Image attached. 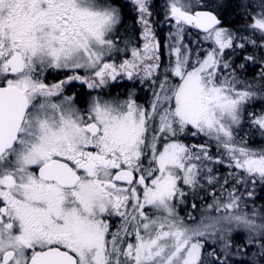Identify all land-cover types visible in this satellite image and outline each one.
I'll use <instances>...</instances> for the list:
<instances>
[{"label":"snow or ice","instance_id":"6c2138e0","mask_svg":"<svg viewBox=\"0 0 264 264\" xmlns=\"http://www.w3.org/2000/svg\"><path fill=\"white\" fill-rule=\"evenodd\" d=\"M132 3L143 48L117 64L108 62L122 24L117 0H0V264H264V209L242 210L245 195L264 188V148L237 140L257 92L238 88L223 58L246 44L264 50V0L247 25L259 45L222 25L212 9L226 7L223 0H168L177 44L167 65L150 0ZM186 26L216 47L193 54L182 43ZM46 69L73 74L47 84ZM118 76L157 85L148 108L134 93L123 101L93 97L86 110L64 95L73 81L99 89ZM251 123L264 133V113ZM181 136L207 140L185 144ZM225 163L234 171L221 183L209 165ZM201 179L220 184L222 195L211 194L198 220L182 218L184 186L196 192Z\"/></svg>","mask_w":264,"mask_h":264},{"label":"trees","instance_id":"16d2710c","mask_svg":"<svg viewBox=\"0 0 264 264\" xmlns=\"http://www.w3.org/2000/svg\"><path fill=\"white\" fill-rule=\"evenodd\" d=\"M208 4H216L219 3L220 0H207ZM159 5L160 1L156 0L155 3ZM226 7L212 10L218 12V14L224 19V26H231L235 32L237 37H244V33L241 32V27L243 25L242 22H246V19L249 18L250 14H255L260 12L259 5L262 3L259 0H223ZM252 39L257 40V45L261 43L258 37L252 35ZM242 42L237 39L236 43ZM192 50L195 49L193 42L191 43ZM230 52V62L235 68V75L237 76L240 83L238 84L239 88H245L251 85L252 90L257 92L256 98L250 100V104H248V109L245 111V120L242 128L237 131V140H240L241 137L247 142L248 146L254 149L259 148L262 144L264 145V133H262L259 129H256L254 126H251L250 120L251 115L253 113L259 115L264 113V79L261 78V67L264 65V50H261L260 47H254L250 44H246L244 49L235 48L229 50ZM254 56L255 61H246L243 57L246 56ZM232 58V59H231ZM243 64L244 67L241 68L240 65ZM250 109V110H249ZM248 111V112H247ZM181 141L186 142L188 144H194L196 140H188L187 137L181 136ZM200 143L206 142V137L198 138ZM215 149V147H214ZM212 150L211 152L215 154L216 150ZM232 171V170H231ZM227 165H221V168L216 169V175L220 178L221 183L223 182V178L228 176V173L231 172ZM233 183V181H229ZM203 187L198 189L196 192L188 189L186 191L187 196L185 198V202L182 203V214L185 217L191 216L198 219L201 214V208L203 206H207L211 203L212 200V192H216L217 194H221L220 184H216L215 186L208 184L207 182L202 184ZM227 187V186H225ZM242 192H245L244 187L238 186ZM251 188V185L248 186ZM224 195V193H223ZM246 198V196H245ZM252 205L260 211L264 209V188L260 185H257L255 188V196L251 199ZM248 202V201H247ZM195 203L197 207L194 209L191 205ZM252 206V207H253ZM249 208V205H248ZM251 209V208H250ZM243 237V233H234V241L235 243H241Z\"/></svg>","mask_w":264,"mask_h":264},{"label":"flooded vegetation","instance_id":"af4514ba","mask_svg":"<svg viewBox=\"0 0 264 264\" xmlns=\"http://www.w3.org/2000/svg\"><path fill=\"white\" fill-rule=\"evenodd\" d=\"M117 3L124 6L121 9L122 24L119 26L118 32L114 34V39L118 50H114L112 52L111 59L108 62H115L119 64L124 60H132L133 57L131 50L133 48L142 49L144 40L142 25L139 22V13L135 5L132 3V0H117ZM150 21L151 27L156 34L157 39L163 44L164 56L162 57V60L164 64L167 65L169 60V57H167V42L169 41L167 35V24L166 22H154L152 16ZM195 31L200 36L205 35L200 33L198 29ZM126 45L127 48L125 47ZM107 59L108 58H106V60ZM76 71L77 74L81 76L90 74L86 73L83 69ZM72 74V71L64 69H46L44 70L41 79H43L47 84H54L60 80L66 79L67 76ZM171 82L178 83L179 81L177 78H171ZM158 90L159 89L157 88V85L151 83L148 80H144L142 82L139 78H133L132 80H129L125 76H118L116 81H111L108 85L99 89H90L86 84H83L80 81H73L71 84L65 87L64 95L72 96L74 98L73 102L75 106L81 110H86L93 97L102 96L104 99L115 98L123 101L128 99L129 93H134V99L136 100V103L148 108L151 101L153 100V92Z\"/></svg>","mask_w":264,"mask_h":264},{"label":"rangeland","instance_id":"374dc122","mask_svg":"<svg viewBox=\"0 0 264 264\" xmlns=\"http://www.w3.org/2000/svg\"><path fill=\"white\" fill-rule=\"evenodd\" d=\"M155 1L156 0H151V12H152V19H153V21L154 22H166V24H167V29H168V33H167V35H168V38H169V41L167 42V57H169V54L171 53V59L172 60H174L175 59V53L174 52H172V50H171V45H175V44H177V40H175V39H173V36L176 34V26H175V22L174 21H172V20H166V12H167V4H168V0H159L160 1V3H159V5H157L156 3H155ZM259 1H261L262 2V0H259ZM201 2H203V3H205V4H208V1L207 0H201ZM259 9H260V11L262 10V3L259 5ZM243 23V25H242V27H241V32L242 33H244L245 35H244V37H251V39L252 38H254V37H252V35L253 36H255V37H258L259 36V34L258 33H256V34H253L252 32H251V30L250 29H248L247 28V25L250 23V19L248 18V19H246V22H242ZM224 27H226V28H229L230 30H232L235 34H236V32L233 30V29H231L232 27L231 26H224ZM196 29L195 28H193V27H191V26H186L185 27V31H184V33L182 34V37H181V39H182V43H183V45H186L189 49H191L192 50V48H191V43L193 42V44H194V47H195V49H193V54H195L196 52H199L200 53V55H201V57L203 58V56H204V53H205V51H209V50H211L213 47H216V45H214L211 41H205L204 39H203V37H204V35H198L197 33H196V31H195ZM229 50H231V49H225L224 50V54H223V58L225 59V60H227L228 62H230L229 60H230V52H229ZM232 59V58H231ZM231 63V62H230ZM263 67H261V71L262 72H264V65H262ZM225 74H227V73H225ZM237 87H238V85H237ZM239 88V87H238ZM240 89H244V88H240ZM248 104H250V101L245 105V108H244V113H243V116H242V122H241V124H240V126L238 127V129H237V131H239L241 128H242V126H243V124H244V120H245V111H246V109H248ZM250 110V109H249ZM248 112V111H247ZM250 124H251V126H254V125H252V123H251V120H250ZM255 127V126H254ZM256 128V127H255ZM257 129V128H256ZM203 136H197V137H195V138H193V137H191V136H187V139L188 140H190L191 141V139L193 140H196V142H194V144H201L200 143V141H198L199 139L198 138H202ZM206 140H207V138H206ZM183 142V141H182ZM183 143H185V144H188V143H186V142H183ZM209 144H210V149H211V151L214 149V147H215V143L214 142H209ZM260 148H264V145L262 144L259 148H257V149H254V150H259ZM214 150H216V147H215V149ZM215 155H220L219 153H217L216 151H215ZM225 165H227L226 163H225ZM210 167H212L213 168V171L216 173V169L217 168H221V164H213V165H209ZM229 170L231 171H234L233 169H230L229 168ZM217 176V175H216ZM200 183H201V185L202 184H204V183H206V179H201L200 180ZM189 188L187 187V186H184V191L186 192L187 190H188ZM244 190H245V188H244ZM214 192V191H213ZM212 192V193H213ZM240 192L241 193H244V192H242V190H240ZM224 195L226 196V193H224ZM217 196L219 197V196H221V194H217ZM246 196V195H245ZM251 199H253V198H248L247 196H246V198L244 197V202L246 203V205H247V207L246 208H243L242 207V210L243 211H251L253 208H255L252 204V201H251ZM248 201V202H247ZM213 203V199L211 200V203L210 204H212ZM209 204V205H210ZM248 205H249V208H248ZM208 206V205H207ZM207 206H203L202 208H201V211H200V214L201 213H207L208 212V208H207ZM253 206V207H252ZM181 208H183L182 207V204H178V212H179V214H180V216L182 217V218H186L183 214H182V210H180ZM251 208V209H250ZM256 209V208H255ZM257 210V209H256ZM200 218V217H199ZM198 218V219H199ZM197 219V220H198Z\"/></svg>","mask_w":264,"mask_h":264},{"label":"water","instance_id":"95a60500","mask_svg":"<svg viewBox=\"0 0 264 264\" xmlns=\"http://www.w3.org/2000/svg\"><path fill=\"white\" fill-rule=\"evenodd\" d=\"M221 18V17H220ZM221 20H222V25H223V23H224V20L221 18ZM201 33H203V31L201 30V29H198Z\"/></svg>","mask_w":264,"mask_h":264}]
</instances>
